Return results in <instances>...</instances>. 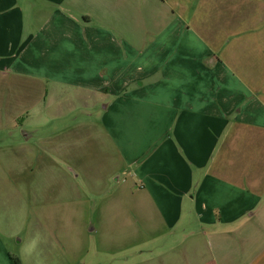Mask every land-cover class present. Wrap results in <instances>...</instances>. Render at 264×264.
Returning a JSON list of instances; mask_svg holds the SVG:
<instances>
[{"label": "crops", "instance_id": "0c3cea01", "mask_svg": "<svg viewBox=\"0 0 264 264\" xmlns=\"http://www.w3.org/2000/svg\"><path fill=\"white\" fill-rule=\"evenodd\" d=\"M0 102V191L38 161L16 119L99 105L79 132L127 187L91 261L4 189L0 264H264V0H0Z\"/></svg>", "mask_w": 264, "mask_h": 264}, {"label": "rangeland", "instance_id": "374dc122", "mask_svg": "<svg viewBox=\"0 0 264 264\" xmlns=\"http://www.w3.org/2000/svg\"><path fill=\"white\" fill-rule=\"evenodd\" d=\"M86 107L69 113L67 117H52L50 113L38 118L29 115V118L16 119L15 124L24 126L26 131L30 128L36 130L37 135L30 140L38 143L30 151L35 152L38 161L31 158L23 167L19 180L14 178L11 183H5L0 193L4 189L11 190L12 197H4L3 202L10 207L26 206L30 223L42 220L45 224L58 225L62 242L67 236L68 224L74 223L77 228L75 257L91 261L95 254L94 243L101 239V231H91L94 223L100 219L97 207L117 205L124 199L126 177L120 173L114 177L106 175L104 164L108 157L103 151L104 141L94 135L89 140V135L79 132L88 122L84 116L85 110L92 112L93 118L97 119H93L96 124L100 121L102 106L95 109ZM9 109L4 102H0V110ZM68 129L74 132L77 129L78 133H69ZM7 135L13 136L12 141L21 137L18 132ZM12 150L16 155L17 149ZM19 156L23 157V152ZM96 177L102 181L97 190L94 188ZM21 193L25 195L22 199ZM19 239L21 236L15 239L16 242ZM88 241L90 247H87ZM15 247L18 248V245ZM15 247L13 252L19 256V250Z\"/></svg>", "mask_w": 264, "mask_h": 264}, {"label": "trees", "instance_id": "16d2710c", "mask_svg": "<svg viewBox=\"0 0 264 264\" xmlns=\"http://www.w3.org/2000/svg\"><path fill=\"white\" fill-rule=\"evenodd\" d=\"M13 258H14L15 264H20L19 260L17 258H15V257H13Z\"/></svg>", "mask_w": 264, "mask_h": 264}]
</instances>
